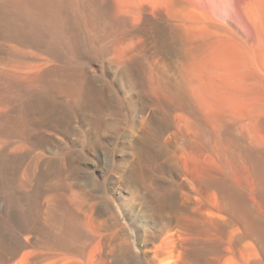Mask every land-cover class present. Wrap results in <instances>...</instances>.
<instances>
[{
  "label": "rangeland",
  "instance_id": "374dc122",
  "mask_svg": "<svg viewBox=\"0 0 264 264\" xmlns=\"http://www.w3.org/2000/svg\"><path fill=\"white\" fill-rule=\"evenodd\" d=\"M121 1H89L102 15L101 24L96 29L81 26L79 51L73 56L62 47L54 13L49 18L56 21L42 30L43 41L22 42L14 30L0 35V115L17 113L27 101L40 100L25 121L0 127V151L8 159L5 164L0 161L2 228L12 240L23 238L29 209L44 225L23 250L34 252L41 264H72L74 257L63 256L57 244L65 229L66 208L86 189L97 201L108 202L114 215L105 217L118 221L113 228L128 236L129 264H253L262 252L254 239H248L250 248L237 249L242 228L228 224L229 203H225L241 196L252 208L258 206L253 167L249 163L247 171L249 166L236 156L246 152L264 163L260 132L264 131V74L252 63L260 45L264 0H137L135 7L125 3V9ZM65 4V13H77V7ZM0 7L3 18H12L5 23L13 28L24 23ZM219 43L234 44L245 53L241 56L247 63L239 72L248 74L241 84L250 100L246 106L231 109L219 101L224 89L231 87L224 67L207 60ZM53 66H59L66 79H59L61 90L50 92L48 85L56 78L49 82L45 77ZM6 73L19 78V83L11 84L14 88L5 82ZM195 77L220 90L192 91ZM146 174L156 186L153 204L146 202L144 183L134 179ZM215 179L216 190L209 183ZM217 180L224 182L225 190H234L231 195L228 190L224 194ZM175 191L178 199L168 207ZM160 209L166 211L163 218ZM176 210H182L186 223L199 228L198 235H187L189 242L168 248H160L157 241L158 249L150 245L149 252L141 253L137 229L151 230ZM91 228L97 231L94 225ZM195 238L201 254H209L207 259L195 260L191 255ZM104 259L103 264L118 262L110 252Z\"/></svg>",
  "mask_w": 264,
  "mask_h": 264
},
{
  "label": "bare ground",
  "instance_id": "6f19581e",
  "mask_svg": "<svg viewBox=\"0 0 264 264\" xmlns=\"http://www.w3.org/2000/svg\"><path fill=\"white\" fill-rule=\"evenodd\" d=\"M89 1H91V0H0V6H3V8L5 7V10L7 8L9 10L10 14H14L18 18H22L24 20L23 24H21L20 26L18 25L19 27L13 28L11 23L9 25V24L4 22L8 19H5V18H3V16L0 15V35L5 31H11L13 33V30H14L15 31L14 34L17 37H19L20 40H22V42L30 43L32 40H35V41L37 40L38 42H40V41H43V36H42L43 31L42 30L45 29L46 26H51L49 24L50 23L52 24V22H55L57 20L56 23L59 27V30H60L59 33L61 34L60 36L62 37V40H63V43L60 41L63 45L62 47L64 48V50H66V52L70 53L73 56L77 53V51H79L78 50L79 44H80V41H79V31L80 30L79 29L81 28V26H84L86 28L88 27L91 29H96L97 27H100L98 25L101 24L102 15L97 11L98 9H96L94 6L92 7L91 2L89 3ZM64 2L67 5L74 6L75 8L77 7V13L75 15H72V14L68 15L67 13H65L63 11V3ZM121 2L124 3V5L122 3L123 7L126 5L128 7H132L135 5V2H137V0H122ZM125 3H126V5H125ZM133 8H130L131 11L133 10ZM0 9H1V7H0ZM124 9H125V7H124ZM51 13L56 14V17H57L56 20H54V19L51 20V18H49L52 15ZM131 14H133V13L130 12V15ZM133 17H135V16H133ZM11 19L12 18H10V20H8V21L11 22ZM262 19H263L262 22H260V24H262V25L259 24V26H258L260 31H261V32L258 31L260 33L259 36H261V37H259L260 38V41H259L260 45H259V47H258V45L256 46L257 49H255V54L253 56V62L252 63L254 65V68L257 69V71L259 70L262 74H264V15H263ZM17 21H19V20H17ZM26 22H28V23H26ZM260 42H262V43H260ZM215 45L216 46H213V48L211 49L212 50L211 58H208L207 60L210 61L211 63H213L214 67H215V63H217V65H221L222 68L224 67L225 72H226L225 77L231 86L229 88H225V89L223 88L224 91L220 95L219 101L221 100L220 103L225 102L231 109L232 108H234V109L240 108V107L244 106L246 104V102H248V101L250 102V100H246L247 95H245V92L242 91V89H241L242 82H244L246 76H248V74L245 75L243 73H246L247 71L243 72L242 74L240 73L241 71L239 72L240 66L242 64H244V62L247 63L245 55H243L244 57L241 56L242 54H245V53H243V52L241 53V48L237 49L236 46H234V44L231 45V44L219 43V44H215ZM245 47H246V45H245ZM51 48L53 49V47H51ZM246 49H248V48L246 47ZM24 50H26V49H24ZM33 53H35V52H33ZM50 53H52V52H50ZM35 56H37V55H35ZM207 56H209V55H207ZM207 56H206V58H207ZM35 58H37V57H35ZM43 59L45 60V57H43ZM47 59H49V58H47ZM32 60H34V59H32ZM203 62H205V61H203ZM39 63L40 62H38V66L40 65ZM29 64H30V61H29ZM41 64H43V63H41ZM197 64L198 63H196V65ZM207 65L209 66V63ZM35 66H37V65H35ZM38 66H37V68H38ZM205 66H206V63H205ZM198 67L200 68L199 64H198ZM41 68H42V65H41ZM194 68H196V66ZM10 70H9V72H10ZM46 72H47V74H46L45 78L49 79V82H50V79H52V78H54V80H55V78H56V80L58 79V82L55 80V82L52 81L53 82L52 84H51V82L49 83L51 86L48 85V90H50L51 88L61 90V85H59V79H62V78L66 79V77H65L66 74L63 75V73H65V72L61 73L62 69L60 71L59 66H58V68L53 66L48 71L46 70ZM41 73H44V71H42ZM13 74H15V72ZM67 74H68V72H67ZM215 74L217 75V73H215ZM6 75H8V76H6ZM6 75H5L4 80H5V82L7 81L9 83L8 86L11 84L13 85L15 83V80L18 81V79H19V78H17V76H16V78L15 77L13 78L12 76H9V74H7V73H6ZM70 75L73 76V74H70ZM206 76H207V74H206ZM31 77H32V75H31ZM22 79H23V81H25L24 78H22ZM67 79H69L68 76H67ZM64 81H66V80H64ZM64 81H62V83H64ZM192 81L193 82L190 81L191 82L190 84L194 85L192 91L195 90L197 92H199V91L200 92H202V91H209V92L215 91V92H217L220 90V88L217 87L218 85L217 86L213 85L212 87H209L210 86L209 84L203 85V83L201 82V79L196 78V77ZM18 83H19V81H18ZM27 83H28V81L26 82V84ZM33 83H34V81H33ZM35 83H37V81H35ZM46 83H48V80ZM60 83H61V81H60ZM208 83H209V81H208ZM39 84L42 85L41 82ZM18 85H20V84H18ZM28 85H30V84H28ZM65 85H66V82H65ZM11 86H10V88H14L13 86L12 87ZM67 86H69V85H67ZM50 92H51V90H50ZM255 95H257V93H255ZM39 102H40V100L39 101L35 100L32 102L30 100V102L27 101L25 103V105L20 110H18L17 113L6 112V113L0 115V127L4 124H14V123H18V122L20 123V122L25 121L26 116L31 112L32 109L35 108V106ZM1 103H3L2 98H0V104ZM257 103H259V102H257ZM260 105H263V104H260ZM51 122H52V120H51ZM262 126L264 127V125H262ZM96 127H98V126H96ZM260 132H262V134L264 133V131H262L261 129H260ZM239 146L238 147L236 146V147L238 149H240L241 147L239 148ZM242 148H243V146H242ZM252 152H253V150H252ZM237 154H238V152H237ZM250 155H252V154H250ZM238 156L240 157V159L245 164V167H248L250 164L253 167V175L255 177L252 176L253 178H251V179H252V181H254V182H252V184L255 186V189L253 191L255 192L254 194L258 198V202H257L258 206H256V209H254L248 203V200L246 201V199L244 197H241V196L238 197L235 195L236 199L234 197H233L234 199H231V198H229V196L228 197L226 196L227 199L229 198L228 199L229 202L225 203V204L229 203V204H227L228 205L227 206V212H226V210L225 211L223 210L224 206H223L222 210L229 214L230 221L228 224H230L233 227L236 224H239L242 228V231L238 234L237 239H236L237 249L241 250L242 248H247V249L250 248L249 243H248V239H254L257 242V245H258L260 251L262 252V257H260L259 259H256V261L253 262V264H264V163L260 162L257 159H253L252 158L253 156L252 157L249 156L248 153H246V152L245 153L243 152L240 155L238 154L236 157H238ZM0 161L2 162V164L7 163V161H8L7 155L5 154L4 151H0ZM35 162H37V161H35ZM62 166L63 167L65 166L64 161H63ZM249 170H250V166H249V168H247V171H249ZM150 178H151V176L149 174L142 175L141 177H139V175H136L134 177V179H137V180L141 181L142 183H144V186L148 191V193H146L147 196L145 194L146 202L148 204H153L155 201V198H156V189L154 188L156 186L151 184L152 180H150ZM217 181L219 182L220 180H217ZM91 183H93V182H89L88 184H91ZM209 183H210V186L212 185L213 189L216 190V188H215L216 187V179L212 182H209ZM223 183H221V181H220L219 184L221 186L219 184L217 186H220L222 188ZM204 184H206V183H204ZM234 184H236V183H234ZM249 184H251V183H249ZM223 185H225V184H223ZM210 186L208 187L209 189H210ZM225 186L222 188V190H224V192H225V193L223 192L224 194H226V190L229 189V188H227L225 190L224 189ZM228 186H229V184H228ZM231 186L232 185H230V188H231ZM233 188H235V190L237 189L234 185H233ZM161 190H162V188H161ZM211 190H210V192H211ZM214 190H213V192H214ZM230 190H228V192L230 193V194L228 193V195H231L232 191L230 192ZM177 191L179 192V190H177ZM177 191H175V195L169 196L168 207L171 205L174 206L173 202L177 201V199H178L176 197V194H178ZM238 193H237V195H238ZM170 194H172V193H170ZM244 195H245V193L243 194V196ZM57 196H58L57 198H59L60 193H58ZM246 197H247V195H246ZM210 199H212V198H210ZM227 199L225 201H228ZM31 201H33V200H31ZM244 201H246L250 206H248L247 203L245 204ZM225 204H223V205H225ZM174 209H176V208H174ZM165 212L166 211L164 209H160L159 210V216L161 218H163L164 216H166L164 214ZM1 214H3V213H1ZM171 214L172 215L170 218H164L162 220V222H161V220L156 222L154 224V227L151 230L150 229H140V228L137 229L138 233H137L136 237H138L139 239H137L138 241L136 244L139 248L142 249L141 253L146 254L147 252L150 251L149 249H152V248L158 249L159 243L161 244L160 248H163L162 246L166 247V245L168 248V246L172 243L173 244L179 243L180 245H182V243H187V241L189 242V239H188L189 236L187 237V235H193V236L198 235L199 228L196 225L188 224L185 222L184 214H183L182 210L181 211L176 210L174 212V214L171 211ZM107 215H114V214H112V211H111L110 206L108 205V202L105 203V202L97 201L93 196H91L89 191H87L86 189H84L83 192L79 193L78 196L76 197V200L73 202V205L71 207L66 208V214H65L66 225H65V229L63 230V233L61 234V237H60L58 244H57L58 248L62 249L61 254L63 256H69V257L73 256L74 261L72 264H103L105 262V259H106L105 258L103 260V256L104 255L106 256L108 254V252H110L112 254V256H114V258L118 261L117 264H129L128 259L132 255L131 254L132 253L131 252V246H130L131 242L129 241L128 236L121 235L119 231H117L113 228L114 226L118 225L119 222L114 219L115 221L112 223L110 221L111 219H108L107 217H105ZM25 217L27 220L26 224H28L29 226L27 227V230H28L27 234H24V236H22L23 238L17 236L16 238H14V240H12V238L8 234V231L2 228V225H4L5 223H2V225L0 224V264H38L40 262L38 257H36L34 255V252L25 250L26 249L25 247H27L28 245L31 244L32 239H34V237H35L34 236L35 233L43 227L44 222L42 220H39L38 218H36L34 216V214L29 209L25 211ZM114 217H116V216H114ZM117 217L119 218V216H117ZM93 225L95 227H97L96 228L97 231H95V232L92 231V228H91V227H93ZM104 231H105V233H104ZM124 234H125V232H124ZM131 234H132V232H131ZM157 241L159 242L158 244H156ZM191 243H192L191 255L193 256L194 259L195 258L201 259V256H203L201 254V252H203V251L200 252V247L198 245L197 238H195V241L191 240ZM133 245H134V243H133ZM150 245H153L154 247L151 248ZM23 248H25V249L23 250ZM213 248L214 247H211L210 251H212ZM188 250H190V249H188ZM135 254H136V252H135ZM56 255H58V254H56ZM208 255L206 256L207 258L209 257ZM211 255H212V253H211ZM246 256L247 255L245 254V257ZM206 257H204V258H206ZM245 257H243V258H245ZM241 258H242V255H241ZM60 259H58V260H60ZM202 260H203V258H202ZM244 260L245 259H243L241 261H244ZM248 260H249V258H248ZM249 262L250 261H248V264H249ZM41 263H42V261L40 262V264Z\"/></svg>",
  "mask_w": 264,
  "mask_h": 264
}]
</instances>
